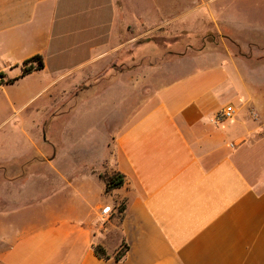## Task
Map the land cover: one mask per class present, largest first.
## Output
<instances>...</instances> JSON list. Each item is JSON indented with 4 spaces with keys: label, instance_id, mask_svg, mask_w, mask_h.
Listing matches in <instances>:
<instances>
[{
    "label": "crops",
    "instance_id": "1",
    "mask_svg": "<svg viewBox=\"0 0 264 264\" xmlns=\"http://www.w3.org/2000/svg\"><path fill=\"white\" fill-rule=\"evenodd\" d=\"M260 1L264 6V0H0L6 80L39 73L47 82L42 90L75 78L81 82L74 90H91L109 66L126 78L119 90L133 99L134 72L127 68L135 47H148L140 50L142 60L165 62L153 69L161 79L127 111L125 127L91 138L87 159L62 167L47 156L39 161L45 168L3 173L0 264H264V90L257 77L264 68V9L252 13ZM206 29L237 53L192 42L182 49V31ZM167 32L179 35L170 39ZM36 55L43 68L23 76V63ZM227 106L234 116L218 121ZM114 172L124 185L105 192L100 176ZM39 183L46 188H35ZM118 205L123 211L115 216ZM122 245L125 256L115 261ZM96 246L111 258L99 259Z\"/></svg>",
    "mask_w": 264,
    "mask_h": 264
},
{
    "label": "rangeland",
    "instance_id": "2",
    "mask_svg": "<svg viewBox=\"0 0 264 264\" xmlns=\"http://www.w3.org/2000/svg\"><path fill=\"white\" fill-rule=\"evenodd\" d=\"M262 3L257 2L252 13L256 14L258 10L264 9V6L260 5ZM201 29L203 28L199 27L198 30ZM198 34L182 31V49L192 42L197 44L198 48L216 44L219 49L227 47L237 53L235 45H229L227 40L221 41V37L213 29H206ZM165 35L166 38L172 39L179 34L167 32ZM164 45L169 48L172 44ZM146 48L148 47H135L137 54L133 68H127L133 69L134 72L133 99L129 96L126 98V90H119L124 86L126 78L111 71L109 66L107 67L108 62H102V68H107L103 70L101 82L91 90H74L80 86L81 79L78 78L63 83V90H42V85L47 82L45 76L39 73L17 82L0 85V162L4 163L0 177L3 173L5 176L15 169L28 172L34 168H45L39 161L47 156L55 155L57 164L62 167H68L79 160L82 162L85 160V154L86 159L91 154L88 147L95 145L91 138H99L105 130L114 135L125 127L131 118L129 114L126 117L131 105L140 102L147 89L162 77L161 71L158 73L153 69L163 67L165 62L150 63L142 60L141 51ZM159 49L163 51L164 48ZM119 64L116 63L115 69L124 70V65L121 67ZM258 73L261 90H264V68L258 70ZM5 81L4 76L0 74V82ZM26 102L29 103L24 107ZM35 188L46 187L45 184L39 183ZM121 206H117L115 216L119 214L118 209ZM110 215H114L112 211Z\"/></svg>",
    "mask_w": 264,
    "mask_h": 264
},
{
    "label": "trees",
    "instance_id": "3",
    "mask_svg": "<svg viewBox=\"0 0 264 264\" xmlns=\"http://www.w3.org/2000/svg\"><path fill=\"white\" fill-rule=\"evenodd\" d=\"M42 68H43L42 58L38 55L33 56L32 58L26 60L23 63L22 75L23 76L27 75L35 70H40ZM13 81L14 80H6L5 82H0V85L10 84L13 83ZM100 178L105 184V192H109L111 190L120 188L124 185L125 182V177L122 174L115 172L111 174L101 175ZM122 211H123V206L119 207L118 209L119 213H122ZM126 251H127V247L125 245H122L120 249L114 254V256H112V258L115 261H119L125 256ZM94 253L99 259L108 260L111 258L105 253L103 248L100 246L94 247Z\"/></svg>",
    "mask_w": 264,
    "mask_h": 264
},
{
    "label": "built area",
    "instance_id": "4",
    "mask_svg": "<svg viewBox=\"0 0 264 264\" xmlns=\"http://www.w3.org/2000/svg\"><path fill=\"white\" fill-rule=\"evenodd\" d=\"M235 114V110L233 109L232 106H227L226 108H224L223 110H221L218 114H217V120L218 121H225V120H229L231 119ZM102 214H108L109 213V208L106 207L104 209H102Z\"/></svg>",
    "mask_w": 264,
    "mask_h": 264
}]
</instances>
